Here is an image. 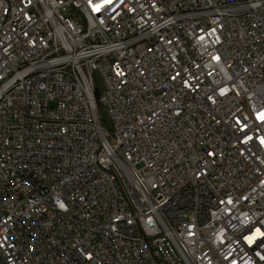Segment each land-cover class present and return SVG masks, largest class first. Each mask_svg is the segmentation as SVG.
<instances>
[{
  "label": "built area",
  "instance_id": "2783aa9c",
  "mask_svg": "<svg viewBox=\"0 0 264 264\" xmlns=\"http://www.w3.org/2000/svg\"><path fill=\"white\" fill-rule=\"evenodd\" d=\"M0 264H264V0H0Z\"/></svg>",
  "mask_w": 264,
  "mask_h": 264
},
{
  "label": "rangeland",
  "instance_id": "374dc122",
  "mask_svg": "<svg viewBox=\"0 0 264 264\" xmlns=\"http://www.w3.org/2000/svg\"><path fill=\"white\" fill-rule=\"evenodd\" d=\"M73 11L74 10H68L66 14L69 16H75V13Z\"/></svg>",
  "mask_w": 264,
  "mask_h": 264
}]
</instances>
